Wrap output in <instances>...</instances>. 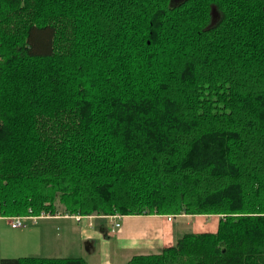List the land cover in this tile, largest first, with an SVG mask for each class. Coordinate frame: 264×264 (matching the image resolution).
<instances>
[{
  "label": "trees",
  "instance_id": "obj_1",
  "mask_svg": "<svg viewBox=\"0 0 264 264\" xmlns=\"http://www.w3.org/2000/svg\"><path fill=\"white\" fill-rule=\"evenodd\" d=\"M58 197L222 217L128 264H264V0H0V217Z\"/></svg>",
  "mask_w": 264,
  "mask_h": 264
},
{
  "label": "crops",
  "instance_id": "obj_2",
  "mask_svg": "<svg viewBox=\"0 0 264 264\" xmlns=\"http://www.w3.org/2000/svg\"><path fill=\"white\" fill-rule=\"evenodd\" d=\"M168 216H173V220L170 221ZM61 218L75 220L79 227L77 237L70 236L73 243L80 248L74 257H82L88 264H128L135 256L160 254L165 248L174 245L178 240V227L185 224L178 223V218L186 220V226H192L194 229L191 233L196 234L215 233L222 217L187 214L128 215L123 216L121 227L114 232L112 225L107 226L108 223L100 218H87L81 222L74 216H57L50 219ZM94 220L101 226H95Z\"/></svg>",
  "mask_w": 264,
  "mask_h": 264
},
{
  "label": "rangeland",
  "instance_id": "obj_3",
  "mask_svg": "<svg viewBox=\"0 0 264 264\" xmlns=\"http://www.w3.org/2000/svg\"><path fill=\"white\" fill-rule=\"evenodd\" d=\"M59 198L55 202L57 215L52 216H73L66 211L64 203ZM177 222L185 223L177 229L178 238L191 233L194 229L192 226H186L187 222L182 218H178ZM93 223L95 226L96 224L101 226L97 220ZM106 225L110 227L112 224L108 222ZM77 234H79V227L75 220L38 218L27 221L24 228L14 229L10 217H0V260L21 257L69 258L77 256L80 248L70 239L71 235L77 237Z\"/></svg>",
  "mask_w": 264,
  "mask_h": 264
},
{
  "label": "built area",
  "instance_id": "obj_4",
  "mask_svg": "<svg viewBox=\"0 0 264 264\" xmlns=\"http://www.w3.org/2000/svg\"><path fill=\"white\" fill-rule=\"evenodd\" d=\"M57 216H52V214L50 213H42L41 216H16L11 218V223H12V228H22V227H26V222L29 220H37L38 218H46V219H50V218H55ZM74 218L81 222L84 219L87 218H96V217H86V216H74ZM100 219H104L107 222H110L112 224V232H114L115 230L119 229L121 227V220L123 218L122 215H113V216H101L99 217ZM168 219L170 221L173 220V216H168ZM92 225V224H91Z\"/></svg>",
  "mask_w": 264,
  "mask_h": 264
},
{
  "label": "bare ground",
  "instance_id": "obj_5",
  "mask_svg": "<svg viewBox=\"0 0 264 264\" xmlns=\"http://www.w3.org/2000/svg\"><path fill=\"white\" fill-rule=\"evenodd\" d=\"M167 18V17H166ZM169 22V21H168Z\"/></svg>",
  "mask_w": 264,
  "mask_h": 264
}]
</instances>
